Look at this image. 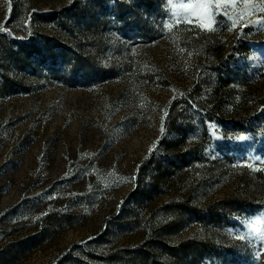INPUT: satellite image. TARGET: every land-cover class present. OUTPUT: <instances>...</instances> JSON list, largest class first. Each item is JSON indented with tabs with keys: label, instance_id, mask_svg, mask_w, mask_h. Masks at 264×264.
Returning <instances> with one entry per match:
<instances>
[{
	"label": "rangeland",
	"instance_id": "1",
	"mask_svg": "<svg viewBox=\"0 0 264 264\" xmlns=\"http://www.w3.org/2000/svg\"><path fill=\"white\" fill-rule=\"evenodd\" d=\"M205 3L0 0V264H264V0Z\"/></svg>",
	"mask_w": 264,
	"mask_h": 264
},
{
	"label": "snow or ice",
	"instance_id": "2",
	"mask_svg": "<svg viewBox=\"0 0 264 264\" xmlns=\"http://www.w3.org/2000/svg\"><path fill=\"white\" fill-rule=\"evenodd\" d=\"M169 3H172V0H168ZM181 3H183V0H180ZM241 3H243V0H241ZM192 11L188 12L186 15H181L179 10L173 11V17L178 18L179 20H183L185 22H189V23H194L196 24L198 27L204 28L206 30H214L213 27H210V25H214L215 24V19L214 17L216 15L219 14H227V11L230 10V5L225 4L223 8H221V6L219 4H211V3H205V0H191V4H190ZM213 7H215V11H213ZM207 8V14H206V18L209 21V24H201L200 20L201 17L197 14L199 9H204ZM261 10L264 11V6L261 7ZM243 18V14H239L236 17H229V19H232L233 21V25L235 26V24L237 23L238 20H241ZM173 22L167 23L165 24V27L171 31L172 26H173ZM259 26L260 27H264V20L259 22ZM239 139H245L244 137H239ZM254 224H259V221H253ZM255 231L258 234L264 235V233H261V229L259 227L255 228Z\"/></svg>",
	"mask_w": 264,
	"mask_h": 264
}]
</instances>
